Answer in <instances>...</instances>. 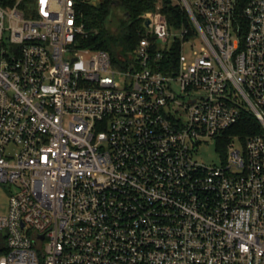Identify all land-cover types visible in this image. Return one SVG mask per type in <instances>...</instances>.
Returning <instances> with one entry per match:
<instances>
[{"label": "built area", "instance_id": "2783aa9c", "mask_svg": "<svg viewBox=\"0 0 264 264\" xmlns=\"http://www.w3.org/2000/svg\"><path fill=\"white\" fill-rule=\"evenodd\" d=\"M84 1L0 3V264H264V0L145 11L120 65ZM243 108L262 132L195 160Z\"/></svg>", "mask_w": 264, "mask_h": 264}, {"label": "trees", "instance_id": "16d2710c", "mask_svg": "<svg viewBox=\"0 0 264 264\" xmlns=\"http://www.w3.org/2000/svg\"><path fill=\"white\" fill-rule=\"evenodd\" d=\"M243 1L240 0V8ZM13 2L14 0H0L4 5H11ZM116 8L122 14L118 17V27L110 30V17ZM80 10L81 20L88 30L83 46L105 50L113 65H120V59L126 58V53L135 48L139 33L144 31L141 16L145 11H159L174 26L190 24L188 13L180 0H91L82 2ZM177 53L178 47L174 44L167 56L172 65H175ZM261 132L262 126L256 116L249 109L243 108L238 120L218 138L216 148L224 153L228 136L239 135L244 141L247 136Z\"/></svg>", "mask_w": 264, "mask_h": 264}, {"label": "rangeland", "instance_id": "374dc122", "mask_svg": "<svg viewBox=\"0 0 264 264\" xmlns=\"http://www.w3.org/2000/svg\"><path fill=\"white\" fill-rule=\"evenodd\" d=\"M96 2H99V0H95ZM122 14L121 10L116 8L114 9V12L111 14V20L112 24L109 25L110 30H114L115 27H118V17H120ZM195 47V46H193ZM193 49V48H192ZM192 49L189 43H185L182 48V54L185 55L186 62H189L191 60L192 55ZM130 52H127L129 54ZM257 118V117H256ZM258 119V118H257ZM259 121V120H258ZM238 142L235 140L234 145H237ZM12 146L8 147V150H12ZM223 154L220 153V151L216 148V144L214 139L208 138L206 142H201L198 145L197 151L192 152V157L197 160L198 162H202L206 165H219L223 161ZM7 192H2L0 194V204H1V210L0 212L3 213L6 211V207L8 204V198H7Z\"/></svg>", "mask_w": 264, "mask_h": 264}, {"label": "water", "instance_id": "95a60500", "mask_svg": "<svg viewBox=\"0 0 264 264\" xmlns=\"http://www.w3.org/2000/svg\"><path fill=\"white\" fill-rule=\"evenodd\" d=\"M148 24H149V19H145L144 22H143V25H144L145 27H147Z\"/></svg>", "mask_w": 264, "mask_h": 264}]
</instances>
